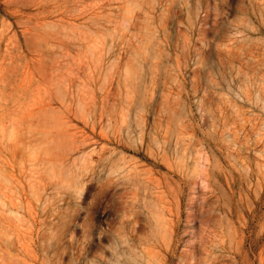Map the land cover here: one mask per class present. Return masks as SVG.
<instances>
[{"label":"rangeland","instance_id":"1","mask_svg":"<svg viewBox=\"0 0 264 264\" xmlns=\"http://www.w3.org/2000/svg\"><path fill=\"white\" fill-rule=\"evenodd\" d=\"M0 264H264V0H0Z\"/></svg>","mask_w":264,"mask_h":264}]
</instances>
